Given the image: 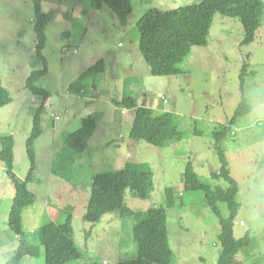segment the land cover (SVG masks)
Returning a JSON list of instances; mask_svg holds the SVG:
<instances>
[{
    "label": "rangeland",
    "instance_id": "rangeland-1",
    "mask_svg": "<svg viewBox=\"0 0 264 264\" xmlns=\"http://www.w3.org/2000/svg\"><path fill=\"white\" fill-rule=\"evenodd\" d=\"M201 1L132 0L128 24L122 25L108 5L93 10L89 0H43L44 11H53L54 17L46 28L47 43L43 50L49 71L36 84L51 96L42 118L43 133L35 145L36 179L29 184L37 202L26 207L23 214L24 235L36 247L37 255L27 256L24 264H44L45 249L39 229L49 221H64L69 212L61 208L68 206L71 201L67 199L71 198L67 196L60 201L56 197L58 187L69 181L63 178L61 184L53 181L49 166L55 151V166L60 174L72 173L71 162L79 154L66 147L65 138L80 126V117L87 115L98 120L89 148L100 156L106 154L107 163L100 165H104L101 170L111 169V163L117 166L123 158L125 163L147 162L152 167L154 189L150 197L140 199L128 189L125 200L129 207L145 212L154 205H166L168 198L173 200L175 206L168 208L167 213L169 241L176 253L174 264H217L222 251L220 217L206 203L204 192L185 190L184 172L192 162L204 181L213 187L228 186L223 178L212 175L221 166L213 132L221 124L229 123L244 98L250 111L232 125V133L222 146L231 174L240 186L237 200L241 207L234 233L241 238L250 232L252 238L250 246L239 253L240 264H264V13L256 40L249 45H242L244 27L239 18L216 14L209 44L194 46L180 64L181 72L175 75H153L139 49L137 23L147 10H172ZM34 24L32 0H0V78L13 98L0 108V148L1 136L13 134L15 172L21 180L27 177L31 166L26 140L43 101L26 87L31 72L43 67L35 55L38 37ZM101 58L107 62L106 71L97 80L85 81V93H70V84ZM245 62L248 69L243 74ZM130 78L138 83V90L133 91L138 105L145 102L157 113H173L174 123L184 138L171 141L166 147L131 139L134 110L115 103L122 100L124 80ZM159 94H164L167 102ZM86 106L95 113L88 114ZM113 152L118 156L116 162ZM85 179L82 177L80 183ZM83 184L85 190L89 186L90 192L91 184ZM15 193V185L0 160V264L8 263L22 240L8 223ZM50 195L52 199L47 200V205L52 210L47 213L46 199ZM87 201L77 202L73 209L75 239L85 255L69 264H95L104 259V264H114L116 257L135 258L137 244L132 226L138 218L124 216L126 220L122 221L115 217L121 216L118 213L107 214L89 232L85 228L88 222L83 218ZM219 207L224 217L229 216L227 203L221 202Z\"/></svg>",
    "mask_w": 264,
    "mask_h": 264
},
{
    "label": "trees",
    "instance_id": "trees-1",
    "mask_svg": "<svg viewBox=\"0 0 264 264\" xmlns=\"http://www.w3.org/2000/svg\"><path fill=\"white\" fill-rule=\"evenodd\" d=\"M34 7V31L38 37L35 55L42 61L43 67L35 69L27 78L26 87L43 99L33 119V129L26 140V151L31 161L28 175L21 180L15 172V145L13 134L1 136L0 160L4 162L6 174L15 185L16 193L9 214V227L22 240L13 257L7 264H24L27 256H36L37 249L28 242L24 235L23 212L26 207L34 206L37 195L30 189L29 184L36 179L38 167L36 154V140L43 133L42 118L50 93L36 83L39 78L49 71L48 61L43 54L47 43L46 28L54 17L53 11H44L43 0H32ZM90 8L101 10L108 5L117 14L122 25H127L132 12V0H89ZM237 17L244 27L242 45H249L256 40V33L261 25L264 13V0H202L196 4L181 6L172 10L152 8L146 11L138 21L140 30L139 49L142 57L149 66V71L156 76H169L181 72L180 64L190 55L194 46H207L210 32L216 14ZM69 34V33H67ZM77 52V51H76ZM249 57V56H248ZM248 63L245 62L243 74L247 72ZM107 62L101 58L88 67L79 78L69 86L70 93H85V81L97 80V77L106 71ZM130 79H125V94L118 105L134 110V121L130 131L132 140H145L154 146L166 147L171 141L184 138L183 132L174 123L175 115L171 112L157 113L155 108L147 105H138L137 98L131 90ZM95 87V86H94ZM243 89V88H242ZM168 99V98H167ZM13 100L9 90L3 85L0 78V108ZM250 107L245 98L237 109L235 116L227 124H221L213 132L215 147L221 163L220 169L213 172V177L223 178L227 187L217 185L213 187L204 181L194 168L192 162L187 164L184 172L186 191L204 192L205 201L220 217L221 232L219 241L222 248L217 264H240L239 253L250 246L252 238L250 232L237 238L234 233L235 221L241 204L237 200L240 190L238 181L232 176L227 154L222 146L223 141L232 133V125L238 118L249 112ZM98 127V120L93 115L81 118L80 126L69 132L65 138V145L76 152L77 157L84 154L90 146V140ZM110 144V143H109ZM108 144V145H109ZM134 146V144H132ZM134 148V147H132ZM65 151V150H64ZM56 153L50 162V171L60 176L73 186L80 187L82 193L87 189L83 183L74 181V174L68 176L60 174L56 164ZM75 160V156L72 162ZM76 160H79L77 158ZM71 162V169H72ZM61 163V162H60ZM72 172V171H71ZM71 177V178H70ZM89 199L86 204L83 218L92 226L101 221L107 214L118 213L121 218L136 216L138 220L132 226L133 238L137 244V256L133 259L116 261L114 264H174L176 253L169 241L167 209L174 207L171 198L166 205H154L145 212L135 211L125 200L126 190L130 189L134 196L148 199L154 189V174L147 162H127L120 168L95 172L90 182ZM170 193V188L167 189ZM65 197H67L65 195ZM86 200V199H85ZM228 204L230 214L224 217L219 203ZM62 207V205L59 203ZM68 209L64 221H49L40 229L41 243L45 249L44 264H69L84 258L75 239L73 225V205L68 204L61 210ZM123 220H126L123 218ZM94 228H90L93 231ZM264 237V229H263ZM85 263V262H84ZM85 264H90L86 262ZM95 264H104L96 261Z\"/></svg>",
    "mask_w": 264,
    "mask_h": 264
},
{
    "label": "crops",
    "instance_id": "crops-1",
    "mask_svg": "<svg viewBox=\"0 0 264 264\" xmlns=\"http://www.w3.org/2000/svg\"><path fill=\"white\" fill-rule=\"evenodd\" d=\"M133 81H131V85H130V87H131V90L132 91H134V90H138V83L137 82H135V79L134 78H131ZM86 92V91H85ZM124 92H125V90H124ZM123 92V93H124ZM138 92H140V91H138ZM125 94V93H124ZM134 94V96L137 98V96H136V93H133ZM88 99H94V98H91V97H87ZM144 101V100H143ZM88 103V102H87ZM144 105H145V102H144ZM87 107V106H86ZM88 109H87V112H88V114H90V113H95V111H94V109H91L89 106L87 107ZM123 111V110H122ZM113 117V116H112ZM81 118H83V117H80V120H78V122L79 121H81ZM123 119V118H122ZM126 120V119H125ZM133 120H134V117H133ZM133 120H132V124H133ZM124 121V120H123ZM123 124V123H122ZM95 135V134H94ZM94 135H93V137H94ZM93 137L91 138V140L93 139ZM91 140H90V144H91ZM109 144V143H108ZM108 144L106 145V146H108ZM117 144V143H116ZM120 146V144L118 143L117 144V147H119ZM90 147V146H89ZM128 148H130V146L128 147ZM55 151H53L52 152V158L54 157V155H55ZM113 162H116L117 161V159H118V156L113 152ZM77 158H79V160H76ZM106 154H102V156H100L93 148H89L84 154H82L80 157H77V156H75V160L72 162V175L71 176H73V174H74V181L75 182H79L80 181V179L82 178V177H84V178H86V180H87V183L88 184H90V182H91V178H92V175L95 173V172H100V171H103V170H101L102 168H104L103 166L102 167H100V165L101 164H105V163H107V161H106ZM53 160V159H52ZM52 162V161H51ZM127 163V162H126ZM123 165H125V160H124V158L122 159V160H119V162L117 163V166H115L114 167V165H112V163L109 165V166H111V169H117V168H120V167H122ZM50 172V174H49V176L52 178V180L54 181V180H56L58 183H60L61 184V181H60V176H56V175H54L53 173H52V171H49ZM71 178V177H70ZM68 193H71V196L68 194ZM65 195L66 196H68V197H70L71 199H67V200H70L71 202H69L68 204H71V205H73V207H75V209H76V203L77 202H79V201H81V200H85L86 199V201L89 199V186L87 187V191H86V194L85 193H82V191H81V189H80V187H79V185L78 186H73L72 185V183L71 182H68V184L67 185H60L59 187H58V191H57V194H56V197L58 198V200H63V198L65 197ZM52 199V195H50L47 199H46V207H45V210H47L48 209V212L47 213H49V211H51L52 209V207L51 206H48L47 205V200H51ZM56 202V201H55ZM60 202H57V205L59 204ZM61 204V203H60ZM85 208H86V206H85ZM74 209V210H75ZM73 210V213L75 212ZM55 212V211H54ZM23 214H24V212H23ZM55 214V213H54ZM50 215V214H49ZM84 215V214H83ZM116 215V214H115ZM75 217H76V215H74L73 214V225H74V220H75ZM115 217H120L121 218V216H115ZM52 218H53V216H52ZM110 220H112V218L110 219ZM121 220L122 221H124L123 220V218H121ZM95 226L96 225H94V226H92L90 223H87L86 224V227L85 228H88V230L90 229V228H95ZM74 229H75V225H74ZM75 236H76V229H75ZM107 254L109 255V257H114V255H113V253H111V252H107ZM115 258V257H114ZM107 260V259H106ZM116 260L117 261H120V260H122L121 259V257H119L118 259H117V257H116ZM104 262H105V259L103 260ZM110 264V263H109Z\"/></svg>",
    "mask_w": 264,
    "mask_h": 264
},
{
    "label": "built area",
    "instance_id": "built-area-1",
    "mask_svg": "<svg viewBox=\"0 0 264 264\" xmlns=\"http://www.w3.org/2000/svg\"><path fill=\"white\" fill-rule=\"evenodd\" d=\"M75 51H77V50H75ZM159 96L162 98V100L167 102L168 99H167V97L164 94H159Z\"/></svg>",
    "mask_w": 264,
    "mask_h": 264
}]
</instances>
